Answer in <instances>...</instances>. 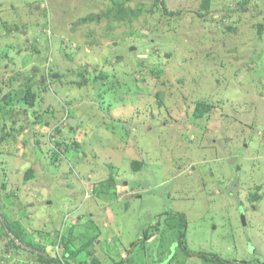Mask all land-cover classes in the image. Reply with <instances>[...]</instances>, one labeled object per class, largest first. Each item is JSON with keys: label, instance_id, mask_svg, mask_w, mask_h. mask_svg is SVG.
Returning a JSON list of instances; mask_svg holds the SVG:
<instances>
[{"label": "rangeland", "instance_id": "374dc122", "mask_svg": "<svg viewBox=\"0 0 264 264\" xmlns=\"http://www.w3.org/2000/svg\"><path fill=\"white\" fill-rule=\"evenodd\" d=\"M163 3L0 0V264H264V0Z\"/></svg>", "mask_w": 264, "mask_h": 264}, {"label": "trees", "instance_id": "16d2710c", "mask_svg": "<svg viewBox=\"0 0 264 264\" xmlns=\"http://www.w3.org/2000/svg\"><path fill=\"white\" fill-rule=\"evenodd\" d=\"M159 2H161L162 6H164V9H166L164 3H163V0H159ZM108 17H111L113 19H117L119 21H122L124 20V17L125 15L127 14L126 13V9L124 8V3L123 2H119L115 5L114 8L112 9H109L106 13H105ZM100 17V15H99ZM97 20V17H90L86 20H81L80 23L82 22H90V21H95ZM26 99H27V102L30 104V105H33L34 103V95L32 93L31 90H28L27 94H26ZM183 218V216L181 217ZM212 262H214L215 264H226L224 263L222 260L220 259H216V260H212Z\"/></svg>", "mask_w": 264, "mask_h": 264}, {"label": "water", "instance_id": "95a60500", "mask_svg": "<svg viewBox=\"0 0 264 264\" xmlns=\"http://www.w3.org/2000/svg\"><path fill=\"white\" fill-rule=\"evenodd\" d=\"M75 122H76V121H75ZM75 122H74L73 119H70V121H69V123H70L71 126H73V125L75 124ZM242 219H243V221H245V216H244V215H242ZM244 224H245V223H244Z\"/></svg>", "mask_w": 264, "mask_h": 264}]
</instances>
